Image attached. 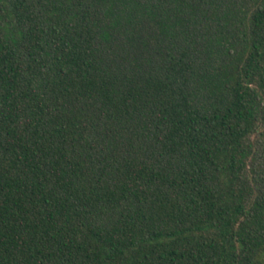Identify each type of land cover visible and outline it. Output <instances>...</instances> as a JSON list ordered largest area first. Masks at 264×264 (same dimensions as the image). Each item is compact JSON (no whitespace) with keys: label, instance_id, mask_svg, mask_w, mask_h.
Listing matches in <instances>:
<instances>
[{"label":"trees","instance_id":"obj_1","mask_svg":"<svg viewBox=\"0 0 264 264\" xmlns=\"http://www.w3.org/2000/svg\"><path fill=\"white\" fill-rule=\"evenodd\" d=\"M0 264H264V0H0Z\"/></svg>","mask_w":264,"mask_h":264}]
</instances>
